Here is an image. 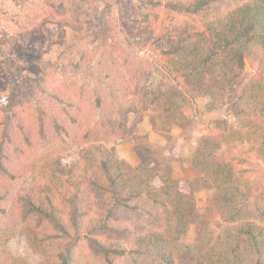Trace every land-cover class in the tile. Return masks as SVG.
Masks as SVG:
<instances>
[{"label":"trees","instance_id":"16d2710c","mask_svg":"<svg viewBox=\"0 0 264 264\" xmlns=\"http://www.w3.org/2000/svg\"><path fill=\"white\" fill-rule=\"evenodd\" d=\"M27 1L16 39L8 49L0 44V80L9 77L0 84V264H28L3 246L16 235L49 264H264V0H124L122 30L98 22L109 12L99 0H79L89 7L80 14L95 15L98 30L86 26L68 45L60 41L65 50L57 56L66 57L59 61L44 53L32 58V46L42 27L38 49L63 35L53 16L68 15L64 0ZM159 12L170 21L156 31L150 16ZM143 40L162 46L170 60L161 64L170 76L153 84L154 64L133 51ZM83 70L94 84L74 98L89 95L83 101L99 109L96 120L64 99ZM215 70L220 102L237 124L227 130L217 118L199 132L190 161L214 189L217 225L202 222L189 244L180 234L191 219L190 199L167 181L151 184L155 152L136 145L139 163L130 166L105 143L126 135L129 113L140 120L159 107L174 116L190 103L176 78L198 84ZM47 97L56 110L43 106ZM230 140L248 143L256 161H239L249 169L223 158ZM71 151L77 159L66 163ZM246 172H257L259 181L243 183Z\"/></svg>","mask_w":264,"mask_h":264},{"label":"rangeland","instance_id":"374dc122","mask_svg":"<svg viewBox=\"0 0 264 264\" xmlns=\"http://www.w3.org/2000/svg\"><path fill=\"white\" fill-rule=\"evenodd\" d=\"M43 1L53 2L54 4L58 2V0H28L26 4L30 7ZM64 2L68 15L59 18L56 15L53 16L56 21L60 20L62 23L63 35L55 38L52 43L47 40L46 44L44 46L41 45L38 49L37 44L42 41V36L43 38L45 36L42 35L43 27L39 29L34 37L40 42L35 47L32 46V58L38 59L41 53H44V59L51 58L54 61H59V59L66 57V52L59 55L62 57L57 56L61 51L65 50L59 47L58 43L60 41L63 47L68 45L73 34L76 33L78 35L80 33L82 35L86 26H90L89 29L98 30V20H95V15L94 17H87L85 14H80L82 9L89 8L86 4L83 5L79 0H64ZM95 4L109 11L107 15H103L101 20L98 21L100 24L108 23L107 25H109L112 22L111 28L116 27L118 30H122L125 17L124 0H99ZM22 5V0H0V44L3 45L5 40L9 45L4 47L6 49L10 48L12 40L18 35L16 33V20H23V14L27 11L25 7V11L21 14L20 8H22ZM98 12H100V8H98ZM42 18H38L34 25L39 23ZM174 19L180 21L179 18L175 17ZM150 20V24L155 27L156 31L158 26H166L168 21H170L162 12H159L157 19H153L151 15ZM82 23L84 24L83 26ZM53 26L55 27L56 25H50L49 27L52 28ZM81 26L82 28H80ZM45 28L47 29L48 27L45 26ZM18 41L20 42L19 44L17 43V48L21 46L20 38ZM133 47L134 53L154 64L149 79L151 84L158 82L163 76H170L167 69L161 65L167 64L169 66L167 62H170L169 59L164 58L162 46L143 40L134 43ZM89 73L83 70L82 73L77 75L79 81L69 90L72 95L64 99L69 98L68 101L70 100L77 105L87 107L84 109V113L88 111V117L96 120L99 109L96 108V112H92L88 110V108L92 109L90 101H83L89 95L86 93L82 95L81 93L82 96L78 95L74 98V94L81 92L83 85L87 84L89 90L93 86V75ZM7 77L3 75L1 79L3 82L0 80V84L3 83L7 86L9 79ZM220 80L221 74L218 70L206 75L198 84L189 83L181 77L176 78L175 83L188 97L190 100L189 104L183 105L175 111L174 116L165 114L159 107L148 113L146 112L145 115L143 114L140 120H136V115L129 113L126 121V135L122 138L115 136L105 143L110 152L130 166L139 163L134 148L136 145L147 146L155 152V159L151 162L153 171L150 179L151 184L154 187H158L163 181H167L173 189L185 192L190 199L191 219L187 228L180 234V238L189 244L196 241L198 228L202 222L209 221L213 227L217 225V216L211 201L214 189L208 187L190 161L197 146L199 132L205 122L217 118L222 120L221 122L226 126L227 130L232 129L237 124L233 113L220 102L218 91ZM47 99L48 97L44 99L43 106L45 108L54 107L56 110L59 104L51 103ZM112 118L113 120L117 119L115 116ZM222 152L223 158L225 157L226 161L233 162L236 168L244 166L243 168L249 169L251 167L248 162L241 163L239 161L241 158H249L252 162L256 161L253 152L248 150V143L244 141H226L222 144ZM76 159V153L71 151L66 153L64 161L68 163L74 162ZM240 178L243 183L249 182L253 184V180L259 181L257 172H246ZM3 246L13 257L23 258L28 264H49L47 258L22 235L9 238Z\"/></svg>","mask_w":264,"mask_h":264}]
</instances>
